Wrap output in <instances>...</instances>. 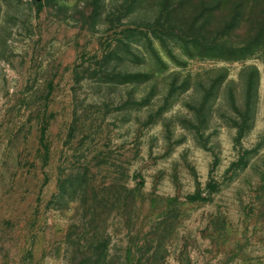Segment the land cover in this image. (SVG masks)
<instances>
[{
	"label": "rangeland",
	"instance_id": "1",
	"mask_svg": "<svg viewBox=\"0 0 264 264\" xmlns=\"http://www.w3.org/2000/svg\"><path fill=\"white\" fill-rule=\"evenodd\" d=\"M0 264H264V0H0Z\"/></svg>",
	"mask_w": 264,
	"mask_h": 264
}]
</instances>
